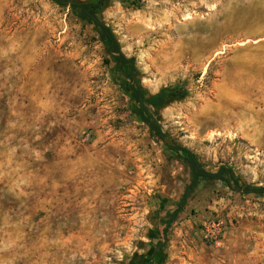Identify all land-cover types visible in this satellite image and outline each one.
<instances>
[{"label": "rangeland", "instance_id": "obj_1", "mask_svg": "<svg viewBox=\"0 0 264 264\" xmlns=\"http://www.w3.org/2000/svg\"><path fill=\"white\" fill-rule=\"evenodd\" d=\"M103 17L149 94L188 90L159 112L170 142L264 187V0L115 1ZM108 59L70 9L0 0V264H264V197L220 182L164 234L190 172Z\"/></svg>", "mask_w": 264, "mask_h": 264}, {"label": "trees", "instance_id": "obj_2", "mask_svg": "<svg viewBox=\"0 0 264 264\" xmlns=\"http://www.w3.org/2000/svg\"><path fill=\"white\" fill-rule=\"evenodd\" d=\"M56 5L70 9L72 15L84 25L90 26L97 33L104 45L109 59L107 64L113 65L115 83L130 99L132 110L140 122L145 123L154 140L165 143L167 151L176 156L190 172V185L182 198L177 210L169 213L163 220L164 234L178 219L190 192L206 182H220L237 194H254L264 197V187H257L248 183L244 177L230 165L222 164L214 168L201 163L190 150L170 142L169 134L164 131L160 123L159 112L174 102H180L188 96V90L183 85L162 88L157 94H149L140 82V75L134 58L127 57L113 29L104 21V13L115 1L137 6L135 0H52ZM180 151L183 154H180Z\"/></svg>", "mask_w": 264, "mask_h": 264}, {"label": "built area", "instance_id": "obj_3", "mask_svg": "<svg viewBox=\"0 0 264 264\" xmlns=\"http://www.w3.org/2000/svg\"><path fill=\"white\" fill-rule=\"evenodd\" d=\"M205 237H206L207 240H210V241L220 245V240H219L220 239V235H218V233L215 234L213 231L208 230L207 234L205 235Z\"/></svg>", "mask_w": 264, "mask_h": 264}, {"label": "water", "instance_id": "obj_4", "mask_svg": "<svg viewBox=\"0 0 264 264\" xmlns=\"http://www.w3.org/2000/svg\"><path fill=\"white\" fill-rule=\"evenodd\" d=\"M180 154L182 155V154H183V152H182V151H180Z\"/></svg>", "mask_w": 264, "mask_h": 264}]
</instances>
